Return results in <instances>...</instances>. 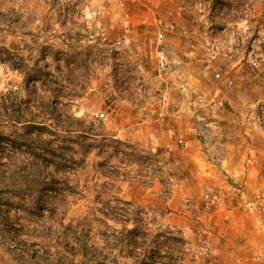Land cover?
Returning a JSON list of instances; mask_svg holds the SVG:
<instances>
[{
    "label": "rangeland",
    "instance_id": "374dc122",
    "mask_svg": "<svg viewBox=\"0 0 264 264\" xmlns=\"http://www.w3.org/2000/svg\"><path fill=\"white\" fill-rule=\"evenodd\" d=\"M116 1L117 5H114L113 9L124 11V0ZM190 1H184V3L188 9L186 11L191 13L195 5L190 4ZM180 2L178 1L177 5L180 6ZM109 8L110 6L104 4V0H0L1 47L22 50L26 57L32 56L30 62L33 64L38 59L41 46L46 43H53L56 49L72 52L70 45L74 41L69 40L67 35L69 33L76 36V33H80L82 35L78 43L80 50L85 53L89 47H92L93 57L101 63V65L98 64L99 67L87 94L78 101L76 110L79 115L90 114L97 119L103 125L102 130L108 140L115 138L123 141V144L120 146L119 156L113 157L111 154L115 151V143L107 142L110 146H105L104 157H99L97 151L92 152L87 163L79 172L71 176L72 184L78 185V194L70 198L72 204L69 207L68 218L96 212L98 208L103 207L104 197H109L114 194V191L121 196L142 200L145 205H157L153 202L157 197L149 190L154 182L153 174L158 168L155 155L164 156L159 155L164 161L165 175L177 185L180 184V178L188 177L189 172L181 171L182 165L178 162L181 154L178 152L175 153L176 156L164 154L166 150L171 152L170 147L164 148L158 145V149L153 151L147 145L116 136L119 133L116 129L117 125L126 127L132 132L139 124L158 119V113L161 110L166 109L164 120L168 116L176 118L172 116V112L180 109L182 99L173 93L184 94L183 96L186 97L193 92L197 98L199 96L205 98L208 87L221 86L222 89H219L217 97L220 99L217 100L218 103L214 108L209 107L207 98L204 99L206 104L204 108L208 110L204 111L201 119H198L200 126L202 129L210 127L211 132L207 133L208 141L213 148L220 151L218 156L224 155L222 152L227 151L224 148L227 141L236 144L243 143L246 139L237 153L245 154L248 151L259 157L263 162L262 171H264V0H249V4L242 8L241 15L243 14L244 19L240 21L245 28L243 31L237 30L232 34V51L226 47L225 51L211 49L207 52L199 51L200 53L196 55H185L186 58L194 61L200 59L202 68L205 67L207 70L203 72L195 63L182 68L185 72L189 71L191 77L196 78L200 74L201 78L197 81V85H192L185 78H181L183 71L172 66L174 63L163 53L171 65V72L165 77V81L161 82L162 90L154 87V81L159 79L158 53L160 51L154 49L153 42L164 47L167 41L166 32L163 34V41L160 42L159 37L154 39L151 36V30H148L143 35L146 46L143 47L131 38V35L133 37L139 33L133 31L132 22L127 19L116 21V18L108 17L111 16ZM91 34H94V37H89ZM196 37L200 38L201 42L206 39V36L202 35ZM120 41L125 47L132 48L133 52L127 54L119 51L117 46ZM243 42H246L248 46L253 45L252 50L246 52L247 61L244 60L248 65L247 71L234 73L229 68L235 61L234 57L241 55V51L237 48ZM215 61L224 67L216 70L213 66ZM217 71H221L225 78L230 76L234 80L231 89H227L224 79H217ZM21 85V77L0 65L1 92H7L12 88L21 89ZM171 85H174V89L170 90ZM233 92L232 100L234 98L238 104H241L237 109L229 102L230 94ZM225 94H228L225 97L227 101L223 102L221 98ZM215 102L211 104L214 105ZM172 107L175 110L171 111ZM227 113L235 114L231 116ZM163 119L161 121H164ZM247 127L248 134L245 133ZM236 135H238L237 138ZM200 136L204 141L208 139L205 133H201ZM219 137L217 142L215 138ZM107 143L105 141L104 144ZM183 144L181 138H176L179 150ZM245 147H250L252 151L246 150ZM235 150L230 147L229 153ZM103 160L107 161L101 166L100 162ZM114 164L119 166L121 174H126L128 179L118 181L112 188L108 183L104 184L109 182L104 172L109 173ZM109 188L111 191L108 190ZM207 191L214 198V205L211 209L204 210ZM224 199L228 201V198L217 188L204 184L201 195L195 202L193 218L196 222L191 223L192 228L189 230L190 235L196 236V241L193 243L199 244L200 247H194L197 250L196 259L192 260L193 257L189 256L188 264H264V240H261L264 231L261 234L258 233L257 228L246 231V227L241 225V214L238 215L240 219H238V225L232 229L233 231L230 230L229 234L225 233V236H221L220 241L216 243L218 239L214 235L217 234V218L218 220L227 218L225 214L217 216ZM256 212L258 214L255 213V216L259 218L261 215L257 210ZM98 215L101 216L100 213ZM261 217L264 219V216ZM160 220L163 219L160 218ZM7 246L0 244V264H19L16 261L18 257L9 253L6 250ZM260 248H262L261 251ZM254 249L258 250L254 251ZM121 264L134 263L131 259H124Z\"/></svg>",
    "mask_w": 264,
    "mask_h": 264
},
{
    "label": "trees",
    "instance_id": "16d2710c",
    "mask_svg": "<svg viewBox=\"0 0 264 264\" xmlns=\"http://www.w3.org/2000/svg\"><path fill=\"white\" fill-rule=\"evenodd\" d=\"M80 36L68 33L72 52L42 45L33 64L22 50L0 46V65L22 78L21 89L0 91V244L8 245L19 264H121L124 259L188 264L200 246L161 222L170 210L146 207L114 191L96 212L68 218L70 198L78 194L71 176L92 152L104 157L107 142L115 143L113 157L123 144L108 140L97 119L76 110L101 65L92 47L80 50ZM155 158L153 180L164 183L169 197L175 182L165 175L163 160ZM119 169L114 164L104 172L109 179L104 184L113 188L128 179Z\"/></svg>",
    "mask_w": 264,
    "mask_h": 264
},
{
    "label": "crops",
    "instance_id": "0c3cea01",
    "mask_svg": "<svg viewBox=\"0 0 264 264\" xmlns=\"http://www.w3.org/2000/svg\"><path fill=\"white\" fill-rule=\"evenodd\" d=\"M178 1H181L180 6L177 5ZM184 1L189 0H124V11L113 9V6L117 5L116 0H104V4L110 6L108 11L111 16L107 14L106 16L116 18V21L118 19L122 21L127 19V21L130 20L132 22V26L134 27L133 31L139 32L133 37L131 35V38L136 43L138 42L143 47L145 46L143 35L148 30H151V36L154 39L166 32L167 41L164 47L158 46L152 40V42L154 41V49L160 51L158 54L164 53L167 59L174 63L172 66L177 68V70H182V68L195 63L201 67L200 70L207 72L205 67L204 69L202 68L200 59L194 61L186 58L185 55H196V53H200L199 51L207 52L212 48L225 51L227 47L230 50L232 34L237 30L243 31V28H245L244 24L240 21L244 19L241 11L243 10L242 8H245L249 4V0H191L189 3L195 5V9L191 13L186 11L188 9ZM217 4H221L222 11L215 13V16L212 17L210 16L211 10ZM201 35L206 36L203 42L200 41V38H195V36ZM248 48L249 46L246 42H243L237 48L238 51H241V55L234 57L235 61L232 62L229 70H232L234 73L237 71H247L248 65L245 61H247L246 52ZM195 64L193 65L196 66ZM1 66L6 68L5 65ZM213 66L216 70L224 67L218 61H215ZM188 72L183 71L181 78H185L192 85H197V81L201 78L200 74L194 78ZM171 86L169 89H174V85ZM220 88L222 89L221 86L208 87V91H205V98L201 96L197 98L193 92L187 94L186 97L183 96L184 94L173 93L182 99L179 105L181 116L178 118L168 116L165 120L163 119L164 121L155 118L139 124L132 132L126 127H120L118 125L116 127L119 132L116 136L122 137V139L128 138L130 141L147 145L153 151L158 149V145L164 148L170 147L172 153L166 150L164 154L167 155L171 154L172 156H176L175 153L177 152L181 154L178 160L182 165L181 171H188L189 174L186 179L184 177L182 179L180 178V184L177 185L175 183L176 187L169 197L165 194L166 187L164 183L158 179L154 180L153 184L149 187L151 194L157 197L153 201L157 205H145L142 200H139V202L135 198L123 195L122 197L143 204L146 207L158 208L164 211L170 210L164 217H161L163 219L161 222L181 229L184 232V236L192 242L196 241V236L193 237L190 235L189 230L192 228L191 223L196 222L193 218L196 208L195 202L198 201L197 199L201 195L204 184L213 185V187L217 188L230 201L228 202L225 201L227 199H224L217 212V216L225 214L227 218H221L219 220L217 218V234L214 235L218 239L216 243L220 241L221 236H225V233L229 234L233 231L232 229L238 225V219L240 218L241 225L246 227V231H249V229L255 230V228L259 230L258 233L260 234L264 231V219L261 217L264 216L263 162L259 157L248 153V151L245 154L237 153L239 152L238 149L246 142V139H243V143L238 142L236 144L227 141L224 145L227 151L222 152L224 155L218 156L220 151L216 150L215 147L213 148L211 143H209L210 141H208L209 137L207 133L211 132L210 127H203L202 129L200 121H198V119L204 116V111L208 110V108H204L206 105L204 99L207 98L209 107L214 108L218 103L217 100L220 99L217 98ZM239 94L243 93L239 92ZM233 95L234 92L230 94L229 102L237 109L241 104H238L234 98L232 100ZM221 99L224 102L227 98L223 97ZM213 102H215L214 105L211 104ZM173 109L174 107H172L171 111ZM234 114L227 113V115L231 116ZM248 130L247 127L245 133L248 134ZM218 131L217 133H220ZM235 131L238 130L235 129ZM201 133H205V137H208L206 141L200 136ZM237 137L238 135H236ZM176 138H181L185 141L180 150L176 145ZM216 139L219 142L220 137ZM230 147L237 151H230L229 153ZM245 149H249L250 152L252 151L250 147H245ZM234 204L235 207L233 208ZM256 210L261 215L259 218L255 216V213H257ZM239 214L242 217L238 218ZM261 240H264V235H262ZM256 250L258 249H254V251ZM259 250L261 251L262 248Z\"/></svg>",
    "mask_w": 264,
    "mask_h": 264
},
{
    "label": "built area",
    "instance_id": "2783aa9c",
    "mask_svg": "<svg viewBox=\"0 0 264 264\" xmlns=\"http://www.w3.org/2000/svg\"><path fill=\"white\" fill-rule=\"evenodd\" d=\"M222 6L221 4H217L212 10H211V13H210V16H215V13H219L221 12L222 10ZM163 38V35L159 36V39H160V42H162ZM253 46V45H252ZM252 46H249L248 50H252ZM118 49L119 51L121 52H124V53H127V54H130L131 52H133V49L132 48H129V47H125L124 46V43L122 41H120L118 43ZM230 50L232 51V47H229ZM215 50H218L219 49H216V48H212ZM158 80H155L154 81V87L157 89V90H162V87H161V82L162 81H165V77L167 75H169V73L171 72V65L169 63V61L166 59V57L164 56V54H159V57H158ZM216 77L217 79L219 80H223L224 79V82L226 83V87L227 89H231L233 87V84H234V80L230 77V76H227L226 78L223 76V73L221 71H217L216 73ZM167 93V92H166ZM228 94H225L224 97H227ZM166 115V109L165 110H161L159 113H158V119H163ZM172 116L173 117H180L181 116V112L179 110H175L172 112ZM103 117V115H102ZM104 118H105V115H104ZM181 142L182 143H185V141L183 139H181ZM163 166H164V161L162 162ZM172 180V179H171ZM174 186L175 185H172L171 187V190L173 192L174 190ZM214 205V198L212 197L211 193L210 192H206L205 194V199H204V205H203V208L204 210H209L212 208V206Z\"/></svg>",
    "mask_w": 264,
    "mask_h": 264
}]
</instances>
